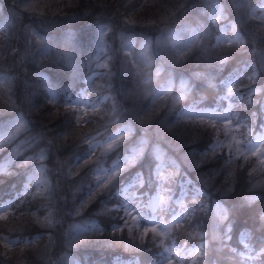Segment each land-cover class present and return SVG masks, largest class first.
<instances>
[{
  "label": "trees",
  "instance_id": "16d2710c",
  "mask_svg": "<svg viewBox=\"0 0 264 264\" xmlns=\"http://www.w3.org/2000/svg\"><path fill=\"white\" fill-rule=\"evenodd\" d=\"M147 1L139 0L143 4ZM181 1L156 0L150 6L138 8L136 14L143 18H157L160 11L166 12L170 6ZM2 2L4 8L12 12L14 24L4 32L3 36H0V57H2L0 70L13 72L15 79L10 82L9 89H11V93H14L12 98L16 101V108L21 109L30 119H35V122L30 120L32 125L22 139L25 143L30 144L38 138L39 143H44L46 147H49L46 136L43 137L42 134L47 129L58 132L57 149L59 155L54 156L56 166L61 169L65 161H70L73 156L82 151L81 149L77 150L79 147L77 136H81L87 124L75 123L72 119L73 114L61 104L48 103V90L45 83L37 79L36 70L45 68L51 75L57 74L60 78L55 81L57 84L61 83V80L62 83L70 82L71 78H67L66 75L67 73L80 71L84 46L81 42L77 46L78 56L75 63L78 67L75 69L67 61L50 64L52 58L58 57V54L63 51L62 46L57 51L50 52L51 55L47 54L44 58L37 56L36 59L39 63L25 58L23 64H20L25 51L35 52L38 46L31 36V32L35 31L34 29L49 30L59 25L64 27L74 25L77 22L98 20L99 15L110 19L118 26V20L121 21L123 18L120 12L125 11L123 13H126L127 16H132L135 13V7L139 4L136 6L137 3L134 0H41V3L36 1L34 4L35 15L29 14L26 19L17 20V11L13 0H2ZM17 3H19V0H17ZM166 3L168 7H164ZM26 28L28 29L27 32ZM78 31L73 30L74 33ZM112 33L116 34L114 31ZM61 36L56 35L52 39L58 42L57 40ZM78 36L83 37V34L80 33ZM26 39L30 43L26 44ZM13 49L16 50L15 55ZM204 55L206 53L198 52L195 59L185 60V66L193 70L200 69L203 73L219 66L216 58L208 61ZM127 63L128 61L120 57L113 66V73L108 75L107 78H110V81L113 82L114 89L122 93V101L130 105L134 111H137L143 108L145 103L140 93L144 91L143 85L138 81L137 76L126 70ZM66 65H69L70 68H65ZM7 96H9V91ZM4 97L5 95L0 93V104L6 103L2 101ZM161 108L160 112L154 116L152 123L163 134V138L175 146H181L179 149L187 159H190V154L185 151L184 146H192L194 153L201 155L206 161V165L196 164V168H200L201 172L206 174L214 188L224 192L233 206L231 211L242 214L244 217L252 219L256 224L262 225L259 219V213L263 211L261 200L257 199L252 203L245 202V198L248 196L246 190L249 188L252 179L248 176L243 163L235 162L232 165H227L221 152H203L204 141L210 135L209 128L205 125H198L193 121H190V123L183 120L174 121L172 119L173 108L168 103L161 106ZM109 120L108 116L104 123ZM97 122L101 123V119L98 118ZM84 177L85 173L83 172L71 177H64L63 187L51 193L47 191L39 193L43 195H27L23 198L24 203H15L14 210L5 213L7 215H0V264H66V257L60 246L63 244L62 234L66 230L67 220L72 216L71 213L78 207L75 202L80 189L84 186ZM12 187L13 178L1 174L0 201L12 193ZM255 190L261 194L264 193V184L256 185ZM110 194V191L106 190L101 195L98 193L92 197L83 208V213H91L98 210L102 204L108 203ZM25 209L27 213L24 212ZM49 212L53 213L51 219L58 220L60 223L49 226L45 221V218L49 216ZM200 214L206 219L204 213L200 212ZM204 224L206 228L207 222L205 221ZM32 227L42 228L50 233L42 241L39 249L31 244H27V246H9L7 249L4 247L3 234L22 236L24 230H31ZM216 252L223 259L231 262L232 254L230 252H226L224 248L217 249Z\"/></svg>",
  "mask_w": 264,
  "mask_h": 264
},
{
  "label": "snow or ice",
  "instance_id": "6c2138e0",
  "mask_svg": "<svg viewBox=\"0 0 264 264\" xmlns=\"http://www.w3.org/2000/svg\"><path fill=\"white\" fill-rule=\"evenodd\" d=\"M262 3H264V0H262ZM13 4L15 5V9L17 11V16H16L17 20H20L22 18L26 19V16L29 14H32V15L36 14L35 6L33 4L27 2V0H19V3H17V0H13ZM215 7H219V5H215ZM261 10L264 11V9H261ZM253 11H255V9ZM44 18H46V17H44ZM259 19L264 21V16L259 17ZM193 22L196 23L195 21H193ZM210 23H212V21H210ZM215 23H218V20L215 21ZM202 27H203L202 25L198 24L196 28H192V29L186 28V31L191 32V36L189 37L187 42L184 43V45H183L184 48L190 49L193 46V44L198 43V36H199V33H200ZM106 29H107V25L101 26V28H100V36L101 37L104 36ZM27 31H28V29L26 28V32ZM31 36L35 39V42L38 46H37L35 52H31V51L26 50L25 55L21 57L20 64H23L25 58H27L33 62L39 63V61H37V59H36L37 56L44 58L47 55L48 50L52 47V42L45 41V39L41 36H38L35 31L31 32ZM82 39H83V37L78 36L76 33H73L72 31L66 32L62 38V45H61V41L55 42L57 49H59L62 46L63 51L58 54V57L52 58L50 64H55L59 61H63V62L67 61L70 65H72V67L74 69L77 68L78 65L75 63L77 56H78V47L77 46H78L80 40H82ZM236 40H237V42H239L241 40V37L239 35H237ZM217 42L219 43V38H218ZM27 43H30V41H28L26 39V44ZM151 43H152V41H149L145 37V38H143V40L140 44V47L142 50L146 49L149 46V44H151ZM228 43H232V41L229 40ZM131 46H132L131 43H129L127 45H124L123 47L131 48ZM101 51H103V42L102 41H101ZM253 51H255V50H253ZM13 53H14V55L16 54L15 49H13ZM180 55H183V53H180ZM97 59H99V57ZM158 59L160 60L161 67L157 69V75H159V73L161 71H164L165 66L168 64V61L166 60V58L164 56L158 55ZM0 60H2V57H0ZM125 60L128 61L129 65H131V66L126 65V70L129 72H133L137 66L135 65V63L133 61H130L127 56L125 57ZM172 62L174 63L175 60H173ZM218 63H219V66L222 67L226 63V58H218ZM104 66L106 67V65H104ZM39 71L43 72V71H47V70L44 68V69H40ZM136 75H137V79L140 80L141 84L146 83V81L141 80L139 72H137ZM255 75H256V73L254 72L253 76L249 77V79L250 80L253 79L255 77ZM0 79H3L4 81L11 82L12 80L15 79V77L11 76V75H6ZM37 79L40 81H45V82L49 81V77L45 76V75H39L37 77ZM58 79H60L59 76L57 74H53L52 78H51V82L47 83L48 95L50 96L48 103H50V104L56 103L57 96H58L57 90H59L61 97L65 99L64 107L66 110L71 112L73 115H76L77 112L86 113L87 108H78L77 107V105H87V100L85 98H83V95L82 94L77 95V99L75 101H73L71 97L66 96L67 88L61 89L58 87V84L55 82ZM62 82L63 81L61 80V83ZM222 83L226 87V95L219 96L218 102L213 101V103H217V109H209V110H204V111H200V112H188L185 114L190 115V116H195L197 119L195 121H193L194 123H196L198 125H205V126L211 127L213 129V131L218 130L220 127L217 124V121H223L224 127L228 130L226 135L229 137V142L226 145V147L229 149V155L232 154V151L234 149L237 153L242 155L245 159H247L248 155H252V156L256 157V159L261 163V165H264V128H262L259 133L255 134L256 143H251L249 140H247V138L252 137L254 135L253 130L251 128H247L246 122H242L239 119H235V122H233L234 118L232 116H230V111H229L232 109V105L229 104V108L226 110H223V111L219 110V106H220V104L223 103L224 100L231 99V97L233 95H235L234 88L233 87H227L228 84L232 83V78H229L227 80H223ZM161 91L166 92V91H168V89L164 88V89H161ZM254 91L259 92L262 90L261 89H255ZM159 94L160 93H157V95H159ZM13 95H14V93H11V89H9L8 102L5 104H0V110H13L16 108V101L12 98ZM87 106L91 107L93 110H95V108H96L95 104L87 105ZM254 116H255V113H253V117ZM80 119H81L80 116H76L75 123L79 124ZM28 124H29L28 120L25 119L23 117V115L19 116L18 119L16 120L14 126L7 133L2 134V136H0V151H3V149L5 148V146L7 144H9L23 130H25L28 127ZM242 127L246 128V131L242 132L241 131ZM120 131H122L124 133H130L132 131V129L129 127H125L124 129H121ZM120 131H118L117 133L108 137V140L111 141V143H108V145H107L108 150H114L115 148L119 147L120 143H122V141H119V139H118L120 136ZM236 133H239V137L236 135ZM42 135L44 137L45 133H43ZM56 138L57 137L55 135H53V140H49L47 142L49 148L53 145V142ZM125 139H127V136H125ZM84 142L89 145V152L87 153L86 157L83 159H80L79 157H77V166L79 165V163L81 161H83V163H85V164L89 163V161L92 159V157L95 156V153L92 150L96 147H99V144L92 143V141L89 140L87 137H85ZM221 143L222 142L219 141L218 139H216L214 142L211 141L208 144V150L215 152L216 149L221 146ZM144 145H145V141L140 140L139 145L137 147H133L131 149H128V151H130V153H131L130 155H123V158L116 160L111 165L110 168L101 167L102 160L97 159L95 161L96 170L97 171H103L106 174L103 181L99 180V178H98L97 183L102 184L105 188H108L109 183H111V185H112V183L115 181V178L117 176H119L121 173L127 171V169L129 167L137 164L138 157L144 151V147H143ZM241 145H246L247 152H244L241 150ZM156 151L158 154L159 149H157ZM16 155H19V152H17ZM102 155H104V154H102ZM15 158H16L15 155L12 156L11 158H6L5 164L0 165V171H4L7 167V164L11 161H14ZM45 159H46V151L44 149H41L39 152L35 153V155H30L22 161V164L24 166L33 165L32 169H31L32 175L28 177L29 181H31L36 175H43L46 172V168H45L44 164L42 163L43 161H45ZM36 161L41 162L40 167H35ZM157 171H158V169H157ZM170 178L171 177H168V178L161 177L160 180H161V182H163L164 179H170ZM148 179L151 183H153V184L156 183V180H154L152 178V174L150 177H148ZM181 182H182V184L192 183V181L188 180V178L183 174H181ZM39 183L40 182L38 181L37 182L38 187H39ZM45 183H47V182L45 181ZM141 185H143L142 172H138L135 175V177L132 178L130 183H128L121 190L116 192V195L118 197H120L122 193L124 194V196H123V200L119 199V201L117 203H115L113 208L111 209L112 212L122 214V215L118 216L120 223L114 225L111 229L110 234L112 236H116L117 233H123L124 232L125 227L128 226V223H129L128 218L129 217H131V223L133 225L137 224L139 222V220L143 218L142 214H143L144 208H145V205L141 202L142 199L144 198L143 192L141 193L140 196H136V195L129 196L128 195L129 190L131 188L139 187ZM23 187H24L25 191L28 190V184H24ZM151 190L152 189H149V191H151ZM193 191L196 192V194H199L198 190L193 189ZM37 194H39V192H37ZM93 195H95V192L93 190V186L90 185L89 186V198H91ZM184 196H185V193L183 190H181L179 193L180 198L173 201V203L179 204L183 208L184 205H183L182 201H183ZM147 199L149 200V204H148L149 207H152L153 209L161 207L160 203H158V201H160L159 196L148 197ZM168 199L172 200V193H171L170 189H169ZM256 199H259V198L258 197L245 198V202L246 203H252ZM127 201H132L130 208H129L128 204L126 203ZM87 202L88 201L81 202L79 207L75 208L74 211L71 213V215L72 216H79L81 213V209H83L85 207ZM217 209H218L219 221H223V220L227 219L226 210L222 209L219 204H217ZM161 210H163V209H161ZM104 211H109V209L107 208L106 205L104 206ZM220 213H223V214H220ZM5 215H7V214H5ZM52 216H53V213L49 212V216L45 218V221L49 226H53L54 224L60 223V221H58V220L54 221L53 219H51ZM174 219H175V216H174ZM259 219L262 222V227H264V211H261L259 213ZM89 227L92 229L93 233H96V234H102L103 233V229H101L98 225H96L94 223L91 225H84L83 227L81 226V224L71 225L69 227V231H68L67 248L68 249H76V248H79L83 245H86L87 239H78L77 237H86L88 235V228ZM163 227L165 229L164 232H157V229L154 226L153 227H144L142 230V234L140 235L139 239L141 242H143L145 237L147 236V234L149 232H152L155 234L153 237L154 240L156 239V236L160 237L159 244L161 245L163 250L159 252V256L162 257L164 261H166V264H174V262L169 258L171 255V252L164 245V239H163L167 233L168 226L163 225ZM128 231H129V235L131 236L132 229L129 228ZM231 231H232V226H231V224H229L228 228L224 232L223 237L214 236L213 238L214 239L227 240L230 238L229 233ZM242 231H243L245 236L249 235L247 228L243 229ZM73 232H75V236H73ZM240 233H241V231L239 232V235H240ZM11 243L16 244V245L25 244L27 246V244L29 242L12 240ZM114 243L115 242L113 241V244ZM237 243H239V236H238ZM4 247L7 249L9 247V244H5ZM201 247H204V245H201ZM240 247L243 248V251H237L236 248H232V249H230V251L234 256H236L238 259H240L243 262V264H256L257 261H259L260 264H264V260L261 259L262 257H264V237H261L256 241V246H253L251 243H249L247 245H240ZM195 251H196L195 249H192L188 252V254H192ZM245 253H247V255ZM5 255H6V253H5ZM65 257L68 261V264H81L80 259H76L75 255H68L66 252ZM180 258L183 259V257H180ZM116 264H121L119 257L116 258Z\"/></svg>",
  "mask_w": 264,
  "mask_h": 264
},
{
  "label": "rangeland",
  "instance_id": "374dc122",
  "mask_svg": "<svg viewBox=\"0 0 264 264\" xmlns=\"http://www.w3.org/2000/svg\"><path fill=\"white\" fill-rule=\"evenodd\" d=\"M36 1H38L37 3H41V0H30V1H28L29 3H31V4H35L36 3ZM156 0H151V1H147V2H145V4H143V3H140L139 2V0H134V2H136L137 4H136V10L138 9V8H140V7H147V6H150V4H152V3H154ZM146 3H149V4H146ZM167 5V3L164 5V7ZM168 5H170V4H168ZM135 10V13L131 16L130 15V20H132L133 22H142V21H146V20H151V21H153L154 20V18H148V17H141L140 15H137L136 14V11ZM161 12V11H160ZM159 12V13H160ZM222 13V11H221V7H216V15H219V14H221ZM120 14L122 15V16H126V13H121L120 12ZM179 32L180 31H176L175 32V39L177 40L178 39V35H179ZM103 48H104V50H105V54L101 57V61H100V66H102L103 68H104V70H103V74H102V76L100 77V78H98V80H97V82H96V84L95 85H98V84H100L101 82H102V78L103 77H105V75H106V73H107V71L109 70V53H110V51H109V48H108V44L105 42V40L103 41ZM148 50H149V48H148ZM130 55L133 57V58H135L136 59V61H137V64L139 65V66H137L136 68L141 72V71H143V67H141V66H143L144 64H145V61H146V59H147V52H146V49H139L137 52H134L133 50H130ZM104 65H106V67L104 66ZM9 87H10V82H6V83H4L3 85H0V88H1V92L2 93H4V95H5V97L3 98V102H8V91H9ZM154 107H156V105L155 106H153V107H151V108H149L148 110H151V109H153ZM200 111H204V110H200ZM200 111H196V112H200ZM151 112H148V114L146 115V117H148V118H150V114ZM15 122H16V120L15 121H13L12 123H11V125H10V127L8 128V129H4V130H2V131H0V136H2V134H5V133H7L13 126H14V124H15ZM54 134H55V136L57 137L58 136V132H53ZM236 135L239 137V133H236ZM251 143H256V141L255 140H249ZM228 142H229V137H228ZM241 149H246L247 150V148H246V145H241ZM105 172H103V171H100V178H99V180H101V181H103V179H104V177H105ZM78 239L80 238V237H77ZM34 247H36V246H34Z\"/></svg>",
  "mask_w": 264,
  "mask_h": 264
}]
</instances>
